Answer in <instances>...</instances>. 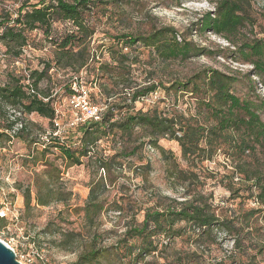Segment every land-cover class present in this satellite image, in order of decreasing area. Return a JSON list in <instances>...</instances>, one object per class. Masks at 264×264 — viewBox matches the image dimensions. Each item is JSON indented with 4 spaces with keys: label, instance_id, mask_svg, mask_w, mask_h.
I'll return each mask as SVG.
<instances>
[{
    "label": "trees",
    "instance_id": "16d2710c",
    "mask_svg": "<svg viewBox=\"0 0 264 264\" xmlns=\"http://www.w3.org/2000/svg\"><path fill=\"white\" fill-rule=\"evenodd\" d=\"M206 1L213 4V10L193 23L190 31L210 32L227 40L238 50L240 61L251 64L254 84L264 89V40L244 42L237 47L234 43L240 31L256 24L251 0ZM118 2L15 0V6L0 8V45L10 63L21 59L25 50L31 48H50L52 55L51 59H40L41 68L29 69L28 75L17 74L9 68L10 64L0 74V142L6 139L23 143L28 151L23 157V167L29 168L33 175L29 185L19 183L16 187L24 198L23 221L31 223L42 209L63 204V210L48 216L40 234H58L59 238L52 239L51 244L60 251L78 253L76 260L68 264H147L148 258L168 251V246L177 239L201 248L205 241L215 244L219 233L233 241L232 258L238 255L248 258L238 264H260L257 258L264 256V100L242 99L234 92L239 79L216 69L202 70L187 79H174L168 85L162 81L148 85L136 82L134 73L142 49L157 62L188 60L203 55L204 51L195 48L174 27L142 35L106 33L108 42L94 47L97 26L93 19L98 15L107 17ZM52 71L68 77L65 87L69 103L77 95L74 86L80 87L85 82L93 89L98 88V94L88 93V100L105 109L100 121L78 124L75 132L64 139L55 135L60 131L55 99L41 87L51 80ZM160 88L175 102L179 97L189 96L194 113L191 109L180 110L177 105L162 111L135 110L136 102ZM96 95L105 105L96 100ZM31 115L48 121L51 133L47 141L35 133L42 128L25 118ZM137 135L147 141L130 151L126 142ZM115 139L125 141L124 147L107 154L101 148L102 142ZM164 139L179 144L189 170L180 169L177 159L160 146ZM145 144L165 156L172 167L170 177L183 183L186 198L179 201L160 195L156 205L136 212L115 244L106 246L105 235L97 228L99 217L107 210V204L109 210L119 213L124 211L123 204L107 203L103 193L106 179L100 178L89 184L85 206L72 209L70 201L74 194L61 181V165H92L94 171L106 172L112 183L113 165H122L121 161L136 156ZM220 154L226 156L233 168L221 177L220 183L233 199L253 200L258 208L225 210L214 205L212 194L189 192L200 178L192 168L212 162ZM71 210L78 215L83 213L85 235L82 231H63L56 225ZM141 212L143 220L138 222L137 214ZM165 241L169 243L164 245ZM194 255H179L176 262L186 264Z\"/></svg>",
    "mask_w": 264,
    "mask_h": 264
},
{
    "label": "rangeland",
    "instance_id": "374dc122",
    "mask_svg": "<svg viewBox=\"0 0 264 264\" xmlns=\"http://www.w3.org/2000/svg\"><path fill=\"white\" fill-rule=\"evenodd\" d=\"M251 2L256 24L237 34L234 38L236 47L244 42L264 40V0H251ZM14 4L15 0H0V8L9 9L15 6ZM117 4L116 7L110 8L111 12L107 13V17L98 15L93 19L97 26V34L93 40L94 47L108 42L105 38L106 33L142 35L154 29L174 27L180 35H185L187 41L192 42L195 48L204 51L203 55L193 56L188 60L157 62L148 51L142 49L139 56L140 63L134 73L136 82L148 85L162 81L164 85H168L174 79H187L202 70L216 69L239 79L234 92L242 99L264 100V89L254 84L256 79L252 77L251 64L240 61L237 49L223 37L213 33L190 31L193 23L206 12L213 10L214 6L210 2L206 0H120ZM62 28L59 26V29ZM4 51L5 49L0 45V74L10 64L9 68L17 71V74L28 75L29 69L40 67V59L47 60L52 57L50 48L45 50L31 48L25 50L21 59L10 63L3 55ZM68 83V77L63 72L52 71L51 80L41 85L42 89L48 90L55 99L54 107L60 126L59 136L63 139L75 132V126L72 124L76 122L79 114V109L69 103V91L65 87ZM74 89L77 94H80L83 89L93 95L99 93L98 88L93 89L89 83L85 82H82L80 87L74 86ZM96 100L101 105H105V102L97 95ZM78 103L82 105V100H78ZM175 105L180 110L191 109L194 113L193 100L189 96L179 97L175 102V98L169 99L162 88L136 102L135 110L162 111L172 109ZM262 117L264 119V114ZM25 118L42 128V131L35 130V133H40L43 136L42 140L47 141L51 133L48 121L37 115ZM139 137L141 135L135 136L131 142H126V145H130V151L141 142L146 143L147 140L139 139ZM123 142L119 139L102 142L101 148L107 154H111L114 153L113 150L117 151L124 147ZM159 144L172 158L177 159L180 169L189 170V165L182 159L177 142L164 139ZM27 154L25 145L18 140L8 142L4 139L0 142V214L4 213V217L0 216V240L15 252L17 260L22 264H68L76 260L78 253H66L51 244L52 239L59 238L58 234L54 236L40 234L49 221L48 216L63 210V204L42 209L34 215L31 223L23 221L24 198L16 187L19 183L29 185L32 182L31 170L23 167V157ZM120 163L122 165L117 164L112 167L111 183L106 172H96L92 169V165L85 163L83 166L66 167L61 165L62 162H58L63 171L61 181L74 194L70 201L72 209L85 206L90 192L89 184L93 179L100 178L106 179L103 193L107 203L123 204L122 213L109 210L110 207L107 204V210L99 217L97 228L100 234L105 235L106 240L103 243L106 246L117 242L140 208L156 205L160 195L183 201L187 193L182 182L170 177L169 171L172 167L161 151L147 144L139 148L136 156ZM192 171L196 172L200 178L198 185L193 184L189 192L201 191L204 194H212L215 206H221L225 210L233 208L238 212L259 207L253 200L233 199L230 192L220 183L222 176L233 171L224 154L218 155L212 162L208 161L197 168H192ZM235 181L237 183L238 180ZM143 216L144 212L137 214L138 222H142ZM82 218V212L78 215L71 210L66 211L63 218L55 223L63 231H82L85 235L86 228ZM166 243L169 242L165 241L163 244L166 245ZM185 253H195L186 264H238L248 261V258L239 255L232 258L233 241L225 238L224 233H219L215 244L205 241L201 248L190 245L185 239H177L168 246V251L148 258L147 264H179L176 262L177 257ZM257 261L264 264V256H259Z\"/></svg>",
    "mask_w": 264,
    "mask_h": 264
},
{
    "label": "built area",
    "instance_id": "2783aa9c",
    "mask_svg": "<svg viewBox=\"0 0 264 264\" xmlns=\"http://www.w3.org/2000/svg\"><path fill=\"white\" fill-rule=\"evenodd\" d=\"M88 93V91L83 89L80 94H77L70 99V103L79 109V114L77 116L76 122L72 124V126L85 123L89 120L100 121L101 119V115L105 109L92 105L88 100ZM78 100H82V105H79ZM57 126L60 127L58 123ZM59 134L60 131L55 133L56 136ZM255 204L258 205V203L256 202ZM0 216L4 217V213L0 214Z\"/></svg>",
    "mask_w": 264,
    "mask_h": 264
},
{
    "label": "water",
    "instance_id": "95a60500",
    "mask_svg": "<svg viewBox=\"0 0 264 264\" xmlns=\"http://www.w3.org/2000/svg\"><path fill=\"white\" fill-rule=\"evenodd\" d=\"M0 264H22L17 260L15 252L0 240Z\"/></svg>",
    "mask_w": 264,
    "mask_h": 264
}]
</instances>
